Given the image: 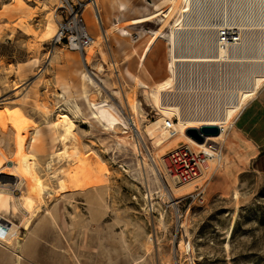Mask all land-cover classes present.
Masks as SVG:
<instances>
[{
  "label": "rangeland",
  "instance_id": "rangeland-1",
  "mask_svg": "<svg viewBox=\"0 0 264 264\" xmlns=\"http://www.w3.org/2000/svg\"><path fill=\"white\" fill-rule=\"evenodd\" d=\"M67 1L81 5L84 17L89 0H0V110L18 108L31 120L27 150L36 156L45 185L34 214L20 212L11 217L21 225L24 239L14 240L17 259L22 258L20 247L26 237L38 227L45 243L56 233L57 251L73 264H264V86L228 132L222 172L211 185L205 183L203 201L181 202L176 211L163 200V161L170 150L160 151L163 161L156 163L144 132L160 116L147 91L167 76L166 67L161 77L155 75L157 66L167 65V46L161 41L143 67L141 57L164 17L129 27L130 36L122 32L108 36L85 65L79 53L47 34L49 23L57 21V32L66 19ZM123 1L131 2V10L153 7L151 0ZM131 10L120 13L112 0H98L100 28L131 21L137 17ZM89 31L95 39L101 36L98 25ZM165 35L169 38L170 28ZM112 50H119L117 60ZM34 59L36 66L31 64ZM19 64H25L21 73ZM83 73L100 83L103 91L84 79ZM97 99L109 101L120 114L130 117L138 106L140 150L147 164L133 142L122 152L118 137H128L122 127L111 133L92 118L90 103ZM60 113L73 119L77 146L93 166L107 169L96 174L100 183L95 188L75 191L71 184L64 190L60 186L61 171L69 164L57 156L62 150L61 131L51 125ZM15 141L11 126L0 124V150L9 161L14 160ZM7 179L0 175V183ZM12 191L20 194L15 187ZM187 217L185 232L181 225ZM8 246L0 245V264H8L12 254Z\"/></svg>",
  "mask_w": 264,
  "mask_h": 264
},
{
  "label": "bare ground",
  "instance_id": "bare-ground-1",
  "mask_svg": "<svg viewBox=\"0 0 264 264\" xmlns=\"http://www.w3.org/2000/svg\"><path fill=\"white\" fill-rule=\"evenodd\" d=\"M64 1L66 0H60L61 3ZM97 7L98 0H89L84 14L88 29L96 28L98 25L101 30V36L95 39L87 53H79L85 65L91 63L102 43L107 42L108 36L115 32L130 36L127 30L129 27L164 17L162 26L152 33L143 53L144 57H141L143 67L150 53L161 41L167 46V65L157 66L155 70L156 74L163 75L166 67L167 76L156 82L153 89L147 91L160 113L156 120L147 124L144 131L155 151V162L163 161L159 156L160 151L180 146L206 152L220 149L223 152V143L228 132L264 86V0H167V9L156 11L150 6H140L131 10L128 1L112 0V7L117 8L120 13L131 10L137 16L112 29L100 28L99 17L96 15ZM56 26L57 21L47 26V34L51 38L57 35ZM224 27L238 29L241 41L221 44L218 33ZM168 28L169 38L165 35ZM37 63V59L31 61L32 66H36ZM19 65L21 73L25 64ZM83 78H89L96 88L103 91L101 84L88 74L83 73ZM90 105L92 118L100 123L104 130L116 133L118 127H122L128 134L127 139L118 137L121 147H124L121 149L122 152L130 148L129 145L133 142L135 151L141 154L143 163L147 164V157L140 150L142 134L138 106H134L133 117H130L120 114L117 107L107 100L97 99ZM170 121H174L171 125L178 132L174 138L170 137L165 127ZM30 123L31 120L18 108L0 110V124L3 126L9 124L16 135L13 161H9L0 150V175L10 178L0 183V216L9 229L3 245L9 244L8 248L15 254L12 247L15 239L18 241L23 239L20 236L22 227L11 217L17 216L20 212L29 216L34 214L45 192L44 181L37 168V158L27 150L26 132L32 127ZM51 125L61 131L62 150L57 156L69 163L61 171L63 176L60 181L61 188L66 189L67 184H71L75 191L95 188L100 183V178L96 174L107 172V169L100 171L98 167L93 166L92 160L78 148L73 119L60 113ZM205 126H217L221 134L217 137H207L203 142L190 135V131L199 132ZM222 166L220 163L213 172L185 185H179L168 177L167 184L163 185L164 202L167 201L166 204H170L177 211L176 198L184 193H194L198 186L205 183L211 185L215 175L222 172ZM22 186H27V190H22ZM12 187L19 189L20 194H14ZM187 215L189 216V212ZM187 227L188 217L181 225L185 232ZM25 229H30V222ZM183 245L184 241H181L180 248Z\"/></svg>",
  "mask_w": 264,
  "mask_h": 264
},
{
  "label": "built area",
  "instance_id": "built-area-1",
  "mask_svg": "<svg viewBox=\"0 0 264 264\" xmlns=\"http://www.w3.org/2000/svg\"><path fill=\"white\" fill-rule=\"evenodd\" d=\"M69 9L66 19L59 23L56 42L65 44L68 50L72 52L87 53V50L93 45L95 37L90 33L84 21L83 13L80 7H75L67 1ZM218 39L221 44L239 43L241 41L240 31L236 28L224 27L218 33ZM174 121L168 122L165 127L171 138L178 135V132L171 125ZM223 152L220 149L214 152H206L192 149L186 146H180L171 149L163 161L165 172L164 179L167 183L169 177L179 185L189 184L204 174L213 172L223 161ZM205 184L198 186L194 193H184L178 198L177 204L181 202H202L204 199ZM8 225L0 216V245L5 243L8 236Z\"/></svg>",
  "mask_w": 264,
  "mask_h": 264
},
{
  "label": "crops",
  "instance_id": "crops-1",
  "mask_svg": "<svg viewBox=\"0 0 264 264\" xmlns=\"http://www.w3.org/2000/svg\"><path fill=\"white\" fill-rule=\"evenodd\" d=\"M153 2L152 10H160L167 6V0H151ZM131 5V2H128ZM165 5V6H164ZM156 20V19H154ZM152 20V21H154ZM164 22V20H163ZM143 25V24H142ZM139 26V25H137ZM161 26L159 25L158 28ZM140 37V36H139ZM126 38V37H125ZM147 38V37H145ZM119 43H127V41H120L119 38H116ZM145 40V39H144ZM114 41V40H113ZM109 42V41H108ZM111 53L113 54V57L117 60V57H120L119 50H112ZM123 61V60H122ZM120 62L121 64L124 62L127 64L128 61ZM128 65H131L129 63ZM131 67V66H130ZM128 76H132L133 80H135V76L129 72ZM156 77H161L159 74H155ZM131 77V78H132ZM44 234L41 229L34 228L32 232L26 237L25 242L20 247V253H21V260L17 259V255L13 252H11L12 256H8V264H73V262L68 258H66L65 255L57 251L56 245L54 244V239L56 238V233L53 231V238L49 237L47 240V243H45L44 240Z\"/></svg>",
  "mask_w": 264,
  "mask_h": 264
},
{
  "label": "water",
  "instance_id": "water-1",
  "mask_svg": "<svg viewBox=\"0 0 264 264\" xmlns=\"http://www.w3.org/2000/svg\"><path fill=\"white\" fill-rule=\"evenodd\" d=\"M221 134V130L217 126H205L199 132L190 131V135L199 142H203L207 137H217Z\"/></svg>",
  "mask_w": 264,
  "mask_h": 264
}]
</instances>
